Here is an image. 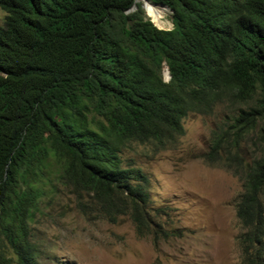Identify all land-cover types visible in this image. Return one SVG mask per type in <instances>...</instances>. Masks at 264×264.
<instances>
[{"label":"trees","instance_id":"16d2710c","mask_svg":"<svg viewBox=\"0 0 264 264\" xmlns=\"http://www.w3.org/2000/svg\"><path fill=\"white\" fill-rule=\"evenodd\" d=\"M150 1L172 28L143 1L0 0V264H40L34 223L55 179L156 247L180 237L124 149L174 148L190 113L259 91L203 156L242 181L240 264H264V0Z\"/></svg>","mask_w":264,"mask_h":264},{"label":"rangeland","instance_id":"374dc122","mask_svg":"<svg viewBox=\"0 0 264 264\" xmlns=\"http://www.w3.org/2000/svg\"><path fill=\"white\" fill-rule=\"evenodd\" d=\"M155 6L163 14L157 25L172 28L170 8ZM4 15L0 8V24ZM262 96L259 91L249 99L228 97L207 114L190 113L174 148L158 151L150 144H136L124 149V164L149 175L151 204L167 207L170 224L183 230L180 237L156 247L150 237L137 235L128 215L110 221L91 204L88 194L73 192L55 179L56 188L46 187L44 213L34 223L40 264H240L242 227L235 204L242 181L203 155L214 134L227 127L241 108L259 107ZM250 143L244 145L249 160L255 148Z\"/></svg>","mask_w":264,"mask_h":264},{"label":"bare ground","instance_id":"6f19581e","mask_svg":"<svg viewBox=\"0 0 264 264\" xmlns=\"http://www.w3.org/2000/svg\"><path fill=\"white\" fill-rule=\"evenodd\" d=\"M146 3V8L149 16L154 20V22L157 24L160 18L163 16L162 11L156 7L153 3L147 1ZM160 25V24H159Z\"/></svg>","mask_w":264,"mask_h":264},{"label":"water","instance_id":"95a60500","mask_svg":"<svg viewBox=\"0 0 264 264\" xmlns=\"http://www.w3.org/2000/svg\"><path fill=\"white\" fill-rule=\"evenodd\" d=\"M135 1H138V0H135ZM147 1H149V2H151V3H153V4H155L154 2H152V1H150V0H144V6H145V8H146V3L145 2H147ZM155 5H159V6H162V7H167V8H169L167 5H164V4H155ZM134 8H136V6H134L133 7V9ZM146 10H147V8H146ZM151 20L154 22V20L151 18ZM155 23V22H154ZM155 25H157L156 23H155ZM158 26V25H157ZM159 27V26H158ZM167 73H168V76L170 77V74H169V72L167 71Z\"/></svg>","mask_w":264,"mask_h":264},{"label":"clouds","instance_id":"9594fccd","mask_svg":"<svg viewBox=\"0 0 264 264\" xmlns=\"http://www.w3.org/2000/svg\"><path fill=\"white\" fill-rule=\"evenodd\" d=\"M145 9H146V8H145ZM159 28H160V27H159ZM167 71H168V69L165 71V73H166V75H167L168 78H167V79L165 78V79H166V80H169L170 77H171V75H170V77H169ZM168 72H169V71H168ZM169 74H170V73H169Z\"/></svg>","mask_w":264,"mask_h":264}]
</instances>
